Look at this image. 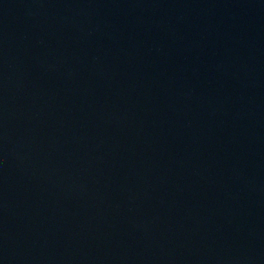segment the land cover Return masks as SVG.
Here are the masks:
<instances>
[{
  "label": "water",
  "instance_id": "water-1",
  "mask_svg": "<svg viewBox=\"0 0 264 264\" xmlns=\"http://www.w3.org/2000/svg\"><path fill=\"white\" fill-rule=\"evenodd\" d=\"M0 264H264V0H0Z\"/></svg>",
  "mask_w": 264,
  "mask_h": 264
}]
</instances>
